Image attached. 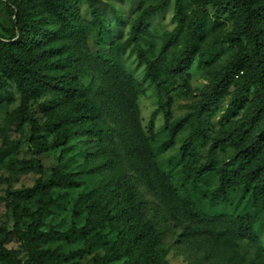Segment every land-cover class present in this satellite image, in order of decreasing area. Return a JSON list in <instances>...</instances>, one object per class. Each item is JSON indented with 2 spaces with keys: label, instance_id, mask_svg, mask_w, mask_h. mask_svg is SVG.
<instances>
[{
  "label": "rangeland",
  "instance_id": "obj_1",
  "mask_svg": "<svg viewBox=\"0 0 264 264\" xmlns=\"http://www.w3.org/2000/svg\"><path fill=\"white\" fill-rule=\"evenodd\" d=\"M28 8L29 18L36 26L33 37L35 49L53 47L58 59L63 56V26L53 13L54 0H34ZM160 0H96L101 20V34L94 41V27L86 0H76L78 24L70 37V50L77 55L73 64L76 82L84 87L95 106V127L69 138L63 145L51 143V133L42 131L49 144L39 154L27 141L28 123L14 112L19 94L6 79L0 90V243L13 249L18 264H33L23 244L13 235V204L20 210H34L37 200H49L41 217L39 230L44 240L39 248L53 250L60 258L51 264H119L122 259L99 263L98 258L114 240L116 230L108 225L85 231L84 212L80 209L84 194L100 190L111 181L113 172L124 173L143 201V212L162 242V255L167 264H264V214L252 226L251 238L235 234L234 217L256 210L249 200V187L234 177L236 186L227 189L223 201L213 199L210 191L217 183L216 173L209 171L195 188L180 171L178 146L192 129L193 121L185 124L169 146H164L166 129L162 110L170 99V120L193 109V104L213 75L226 65L236 52V46L226 40L230 21L226 17L214 20L206 7L200 20L187 37L181 25L166 58L177 55L189 45L195 56L188 70L186 86L178 79L162 86L157 93L144 78V64L138 61L130 45L115 46L128 35L131 22ZM194 0H181L186 20L193 15ZM10 10L0 0V33L10 30ZM148 32L140 39L145 55L157 54L162 38L176 25L174 1L165 0L145 18ZM102 58H108L110 62ZM63 64L58 61V66ZM238 82L233 83L220 101L203 119V127L190 150L194 166L204 162L211 138L224 120L239 117L251 97L248 88L232 100ZM53 101L49 92L29 101L30 109L41 117V108ZM160 103V105H158ZM160 106V107H159ZM231 141L217 148L210 160L215 168L230 159L235 148ZM37 159L41 172L21 171L19 161ZM56 168L67 182L53 186L50 180ZM229 176L236 165L228 166ZM36 179L43 183L42 192L25 197L11 193L30 188ZM28 222L24 220V224ZM97 233L102 242L90 247L85 240ZM3 263V261H1Z\"/></svg>",
  "mask_w": 264,
  "mask_h": 264
},
{
  "label": "trees",
  "instance_id": "obj_2",
  "mask_svg": "<svg viewBox=\"0 0 264 264\" xmlns=\"http://www.w3.org/2000/svg\"><path fill=\"white\" fill-rule=\"evenodd\" d=\"M3 1L13 17L11 29L0 33V90L5 86L6 79L10 80L17 90L20 100L14 112L28 123L27 141L36 155L44 151L49 144L48 140L41 136L42 131L50 132L51 143L61 146L69 138L95 127V106L86 95L84 87L76 82L73 64L77 60V55L69 47L70 37L75 32L79 19L76 0H54L53 13L63 26L62 49L65 51L60 59L57 58L58 50L53 47L35 49L33 46L36 26L28 17L27 9L35 7V1ZM86 1L94 27V41L97 43L102 25L96 0ZM164 1L160 0L156 6L143 9L131 22L127 37L114 45H130L136 59L144 64V78L153 84L157 93L173 79H178L184 88L188 70L195 56L194 49L185 45L177 55L170 59L166 58L180 26L185 24V34L188 37L206 7L211 8L214 20L226 17L230 21L226 40L236 46L234 56L200 90L193 109L170 122L168 110L170 99L166 98V109L162 110L166 129L163 145H171L178 131L193 121L192 129L178 146L180 171L192 188L196 187L197 181L203 175L209 171L215 172L217 183L209 194L219 201L224 200L229 187L236 186L234 177L248 186L249 200L256 212L236 215L234 228L237 237L251 238L253 224L264 214V0H194L193 15L188 20L180 9L181 0H173L177 23L162 38L157 54L148 58L140 45V39L148 32L145 18ZM102 59L110 62L108 58ZM58 61H62L63 64L58 66ZM235 82L239 84L233 90L232 100L248 88L252 89L251 97L245 103L243 113L239 117L221 122L217 134L211 138L207 147L204 162L194 166L189 154L193 142L202 131L203 119ZM44 92L52 93L53 101L42 107L41 117H37L30 109L29 101ZM231 141H235L236 144L230 159L211 168L212 153ZM17 165L21 171L41 172L37 159L19 161ZM230 165L237 167L232 176H229L227 170ZM49 182L53 186H58L66 183L67 179L61 177L60 172L54 168L50 173ZM42 189L43 183L36 179L30 188L12 192L11 200L13 201L15 195L25 197L38 195ZM48 201L37 200L34 210L28 208L17 210L13 204L14 223L9 234L23 244L27 257L33 264H51V261L61 257L53 250L39 248L44 240V233L39 227ZM80 209L85 214L81 226L83 230L89 232L104 225L116 230L114 240L98 258L99 263L122 259L119 264H167L162 255L161 239L152 223L146 219L143 201L137 197L133 185L124 173L114 171L111 181L104 183L100 190L84 194ZM25 219L28 220L26 224ZM101 242L98 234L93 233L86 238L85 246L90 247ZM0 264H18L15 251L4 248L2 243Z\"/></svg>",
  "mask_w": 264,
  "mask_h": 264
}]
</instances>
